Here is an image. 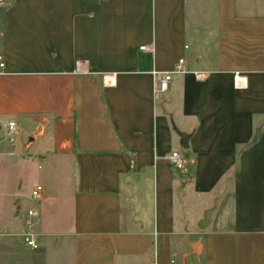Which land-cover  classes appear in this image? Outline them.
Here are the masks:
<instances>
[{
  "label": "crops",
  "instance_id": "obj_1",
  "mask_svg": "<svg viewBox=\"0 0 264 264\" xmlns=\"http://www.w3.org/2000/svg\"><path fill=\"white\" fill-rule=\"evenodd\" d=\"M0 56V161L66 175L0 188V264H264V0H0Z\"/></svg>",
  "mask_w": 264,
  "mask_h": 264
},
{
  "label": "rangeland",
  "instance_id": "obj_2",
  "mask_svg": "<svg viewBox=\"0 0 264 264\" xmlns=\"http://www.w3.org/2000/svg\"><path fill=\"white\" fill-rule=\"evenodd\" d=\"M210 27V25H208ZM189 31V28L187 29ZM212 39L209 40L208 49H211ZM158 99V98H157ZM171 126V125H170ZM4 136H2L3 138ZM14 137V136H13ZM29 138V137H27ZM27 138L25 140H27ZM14 140V138H13ZM5 144H8L4 140ZM177 152L183 154L185 150L179 147L175 148ZM186 159L183 158V161ZM43 163V161H0V188L6 193L9 200L19 203L20 216L25 217V212L28 208H35L39 203L38 200L31 198L30 191L34 186H40L44 189V182L48 185L66 184V175L60 176L51 169L52 161ZM47 165V166H46ZM1 192V191H0ZM63 194L67 192L63 191ZM3 193H0V199ZM67 195H64L65 198ZM67 205V203H66ZM67 206L62 209L66 213ZM68 222H65L66 225ZM178 261V256H177Z\"/></svg>",
  "mask_w": 264,
  "mask_h": 264
},
{
  "label": "built area",
  "instance_id": "obj_3",
  "mask_svg": "<svg viewBox=\"0 0 264 264\" xmlns=\"http://www.w3.org/2000/svg\"><path fill=\"white\" fill-rule=\"evenodd\" d=\"M144 47H139L140 50H142ZM183 60L178 59L176 64L173 66V68L170 71H164V72H157V71H151V97L152 101H155L158 96L165 92L168 87V82L170 80L171 75L173 74H182L185 71L182 69ZM4 69V63L2 60V57L0 56V73ZM4 140L11 144L13 142V136L15 134V123L12 121H7L4 126ZM166 159L169 161L170 164L176 169H182L183 168V157L182 155L177 151L170 152ZM42 192V188L40 186H35L30 191V196L33 199H39ZM28 216H32L35 213L33 211L28 210L27 212ZM29 236L26 235L24 237V241L27 246L31 248H35V245L32 240L28 238Z\"/></svg>",
  "mask_w": 264,
  "mask_h": 264
},
{
  "label": "water",
  "instance_id": "obj_4",
  "mask_svg": "<svg viewBox=\"0 0 264 264\" xmlns=\"http://www.w3.org/2000/svg\"><path fill=\"white\" fill-rule=\"evenodd\" d=\"M171 129L174 132V134L178 137V147L181 150H186L188 148V139L190 138V134L182 133L178 131L174 125L171 123ZM29 141L31 139H28ZM16 209H18V206H16ZM211 209L206 210L202 214V218L197 224L196 228L200 231L204 230L206 226L208 225L209 221V215H210ZM199 252H200V246L198 243H194L190 245V251L187 253H184L181 256V264H200L199 262Z\"/></svg>",
  "mask_w": 264,
  "mask_h": 264
}]
</instances>
